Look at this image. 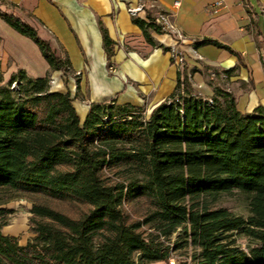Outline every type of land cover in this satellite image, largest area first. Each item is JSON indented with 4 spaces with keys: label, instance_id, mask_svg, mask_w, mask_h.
<instances>
[{
    "label": "trees",
    "instance_id": "1",
    "mask_svg": "<svg viewBox=\"0 0 264 264\" xmlns=\"http://www.w3.org/2000/svg\"><path fill=\"white\" fill-rule=\"evenodd\" d=\"M156 12L133 21L168 51L154 38L162 34ZM0 17L38 45L52 70L71 71L35 27L1 8ZM101 31L110 67L114 42ZM204 45L234 53L213 39L194 42ZM2 82L0 264L167 262L179 229L183 243L173 246L198 249L197 264H264V106L244 113L219 85L204 96L183 69L149 115L112 99L91 103L80 119L69 92L51 91L49 75L19 69ZM234 190L250 197L247 217L215 205ZM16 198L31 203L26 244L2 232L13 213L5 204ZM237 233L254 244L240 248Z\"/></svg>",
    "mask_w": 264,
    "mask_h": 264
},
{
    "label": "crops",
    "instance_id": "2",
    "mask_svg": "<svg viewBox=\"0 0 264 264\" xmlns=\"http://www.w3.org/2000/svg\"><path fill=\"white\" fill-rule=\"evenodd\" d=\"M175 1H179L177 8L173 5ZM156 3L172 15L186 37L180 44L184 68L192 75V85L200 94L212 96L214 87L219 85L205 75L210 69L219 73L231 70L223 77L231 85L229 91L238 109L251 113L258 105L264 106V0H156ZM128 4L135 5L136 1L129 0ZM0 8L35 27L57 56L69 59L72 68L69 73L52 70L38 45L0 17L2 84L19 69L32 78L49 75L54 81L51 91L69 92L80 119H84L91 103L112 99L144 108L147 104L150 114L176 86L178 68L170 52L145 40L127 11L126 2L3 0ZM101 27L114 42L112 73ZM204 38L216 40L234 53L204 45L196 48L202 57L198 60L193 54L194 42ZM3 234L17 237L8 230Z\"/></svg>",
    "mask_w": 264,
    "mask_h": 264
},
{
    "label": "rangeland",
    "instance_id": "3",
    "mask_svg": "<svg viewBox=\"0 0 264 264\" xmlns=\"http://www.w3.org/2000/svg\"><path fill=\"white\" fill-rule=\"evenodd\" d=\"M194 50H196V48H194L193 51ZM184 67H185V63L182 69L178 71H182L183 69H185ZM109 72L112 73L113 71L109 70ZM187 73L190 76L192 82V75L189 72ZM205 75L208 78L214 80V82H216L217 84L221 85L223 88L232 90L231 85L229 82L226 81L225 78L226 76L223 72H221L220 76H218L214 69H210L207 73H205ZM144 106L146 108L145 114L149 115V110H150L149 105L145 104ZM249 202H250L249 196H247L246 194L240 191L234 190L230 193H223L217 196L215 205L218 207H226L234 214L247 217L250 213ZM5 206L12 209L13 213L9 217L8 224L2 227V232H6L8 230L9 232L16 234L18 239L21 240V242H25L26 240L29 241L32 237L28 225L29 216H30L29 208L31 207V203L26 199L16 198L6 203ZM182 237L183 235L181 234L180 229L176 233H174V235L171 237L170 244H172L171 246L172 251L169 261L155 262L151 264H197V259L195 256L198 254V249L194 248L191 245H186L178 249H176L175 246H173V243H177V242L182 244L183 243ZM235 238H236V245L244 250H247L250 246L254 244V242L250 238L238 233L235 234Z\"/></svg>",
    "mask_w": 264,
    "mask_h": 264
},
{
    "label": "built area",
    "instance_id": "4",
    "mask_svg": "<svg viewBox=\"0 0 264 264\" xmlns=\"http://www.w3.org/2000/svg\"><path fill=\"white\" fill-rule=\"evenodd\" d=\"M127 3V11L132 17H140L144 18L145 11L148 8L156 9L155 18L157 24H159L162 34H155V39L165 48L168 49L171 55V59L173 64L181 70L184 63V54L180 49V43L186 41V37L183 32L176 26L172 19V15L159 8L156 3V0H135V5H129V0H119ZM1 2V0H0ZM220 4V2L218 3ZM174 7L177 8L179 6V1L174 2ZM195 58L202 59V57L196 52L193 51ZM109 70L114 71L112 66L109 67ZM53 80H50V85L53 83ZM14 86V85H13Z\"/></svg>",
    "mask_w": 264,
    "mask_h": 264
}]
</instances>
